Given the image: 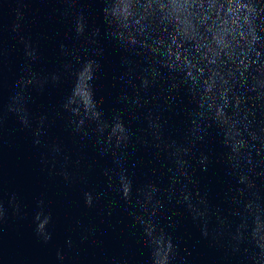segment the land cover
Instances as JSON below:
<instances>
[{
	"label": "water",
	"instance_id": "95a60500",
	"mask_svg": "<svg viewBox=\"0 0 264 264\" xmlns=\"http://www.w3.org/2000/svg\"><path fill=\"white\" fill-rule=\"evenodd\" d=\"M0 264H264V0H0Z\"/></svg>",
	"mask_w": 264,
	"mask_h": 264
}]
</instances>
